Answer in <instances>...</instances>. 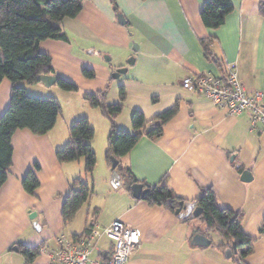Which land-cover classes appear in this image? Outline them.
<instances>
[{
	"label": "crops",
	"instance_id": "obj_1",
	"mask_svg": "<svg viewBox=\"0 0 264 264\" xmlns=\"http://www.w3.org/2000/svg\"><path fill=\"white\" fill-rule=\"evenodd\" d=\"M116 1L119 12L111 0H83L75 17L67 16L60 22L69 41H41L40 50L53 58L52 75L83 83L87 90L82 95L108 86L109 103L119 101V88L125 86L126 104L117 123L130 131L134 110H141L151 120L178 101V113L164 125L162 135L143 136L121 158L123 163L148 185L168 177L174 194L184 200H196L202 188L213 186L219 205L240 211L245 232L257 239L254 252L246 257L247 263L264 264V234L260 233L264 223V126L258 124L251 129L247 113L230 114L206 95L182 85L188 75H223V67L235 63L248 92L260 90L264 94V17L259 12L262 0H232L233 10L215 29L206 27L201 19L206 0ZM119 13L124 14L126 24L118 21ZM208 36L216 38L214 51L218 58L214 60L205 57L200 42ZM75 38L87 43L78 42L77 52L73 50ZM135 40L138 51L132 49ZM89 47L92 55L105 57V63L85 57L83 53ZM132 55H136L132 76L114 78L112 73L117 68L130 66L127 59ZM107 61H111L110 66ZM85 66L95 70L94 78L83 75ZM37 84L52 85L41 80ZM12 86L6 77L0 83V116L10 105ZM78 98L76 109L81 106L85 111ZM92 110L97 121L86 116L95 129L91 143L97 163L89 176L84 172L83 158L60 162L56 156L68 142L69 127L77 118L60 119L61 113L45 134L37 135L28 128L14 133L12 165L0 188V264H55L62 237L73 240L90 224L102 228L118 218L142 232L141 244L129 264H240L232 256H225L220 245L226 240L216 232H209L213 242L209 246L191 243L199 232L196 230H205L201 219H182L169 209L151 206L133 195L124 178L106 161L111 124L100 110L102 117ZM36 164L40 165V185L31 194L22 180ZM117 174L122 186L115 188L112 180ZM78 177L92 183L93 192L75 218L66 223L64 198ZM31 212H36L34 218ZM194 219L201 225H193ZM18 243L41 246L40 254L32 263H26L20 250L13 248ZM110 249L111 241L102 236L92 257L101 258L100 254Z\"/></svg>",
	"mask_w": 264,
	"mask_h": 264
},
{
	"label": "trees",
	"instance_id": "obj_2",
	"mask_svg": "<svg viewBox=\"0 0 264 264\" xmlns=\"http://www.w3.org/2000/svg\"><path fill=\"white\" fill-rule=\"evenodd\" d=\"M82 2L83 0H0V83L5 77L13 82L10 105L0 116V188L6 181L12 165L14 133L18 129L28 128L37 135L45 134L55 126L62 113V105L57 97L32 95L19 81L36 84L40 81V75L55 73L52 56L40 50L39 44L46 39L69 41V34L60 22L67 16L75 17L82 9ZM111 2L119 12L117 1ZM233 8L232 0H206L201 10V19L206 27L218 28L225 23ZM259 12L264 17V0L259 3ZM200 42L207 59L218 58L214 51V36L204 37ZM223 71L226 72V66ZM82 72L87 78L96 76L95 70L89 66H85ZM56 83L67 91L79 89L75 82L61 76L57 77ZM107 96L108 86L95 92H86L83 98L109 120L111 130L107 139L106 161L112 166L113 157L118 159L114 170L124 178L128 188L132 190V185L141 181L121 158L128 154L143 136L156 138L162 135L164 125L178 113L179 102L161 111L151 120H148L141 110H134L131 114L133 130L130 131L120 128L117 123V118L126 104L125 86L119 88L118 102L109 103ZM94 135L95 129L87 116L76 119L69 127L68 142L56 152L58 160L71 162L83 158L85 174L92 175L97 163V154L91 143ZM39 168L40 165L36 164L22 180L24 189L31 194H35L40 185L37 174ZM168 182V177H164L156 185L141 182L148 188L141 198L151 206H162L175 212L180 201L184 199L174 194ZM92 192L93 184L85 178L78 177L73 181L63 202V218L66 223L75 218ZM196 201L202 208L197 218L205 224V230L196 231L207 236L211 231L220 234L226 240L220 245L224 254L226 249L231 248V258L240 264H248L246 257L254 252L257 239L245 232L243 214L220 206L213 186L202 188ZM93 226L88 225L83 233L74 236V240L86 237ZM260 233L264 234V223ZM233 243L236 245V252ZM18 246L26 263H32L40 254L41 246L31 247L22 243H18ZM113 252L114 243L111 241L110 251L101 253L100 257L110 259Z\"/></svg>",
	"mask_w": 264,
	"mask_h": 264
},
{
	"label": "built area",
	"instance_id": "obj_3",
	"mask_svg": "<svg viewBox=\"0 0 264 264\" xmlns=\"http://www.w3.org/2000/svg\"><path fill=\"white\" fill-rule=\"evenodd\" d=\"M182 85L185 89L206 95L230 114L247 113L250 116L251 129L258 124L264 126V105L262 104L264 94L260 90L248 92L235 63L227 64L223 75H188L183 79ZM112 184L115 188L122 186V180L118 174L112 180ZM102 236L114 243V252L110 259L92 257L97 242ZM141 240L140 229L118 218L102 228L93 226L90 233L79 240H67L62 237L60 247L54 256L55 264H129Z\"/></svg>",
	"mask_w": 264,
	"mask_h": 264
},
{
	"label": "rangeland",
	"instance_id": "obj_4",
	"mask_svg": "<svg viewBox=\"0 0 264 264\" xmlns=\"http://www.w3.org/2000/svg\"><path fill=\"white\" fill-rule=\"evenodd\" d=\"M74 41V46H73V50L74 52L76 51V44H85L87 45V43L79 40V39H72ZM136 41V40H135ZM137 43V41H136ZM138 44V43H137ZM139 45V44H138ZM90 48L92 47H89V49H87V51L85 50L84 51V56L87 57L88 59L90 60H100V62L102 63H105L103 62L104 59H106L105 57H100L97 55H92V53H90ZM77 52V51H76ZM135 59H136V55H134ZM129 59H127V63L130 64L128 62ZM111 61H107V65L110 64ZM110 66V65H109ZM136 65H133L130 64V66H124V67H127V71L122 73V77H131L133 72H134V68H135ZM76 67V66H74ZM114 73V72H113ZM112 73V75H113ZM19 84H22L23 86L27 87L28 90H29V93L30 94H35V96H42V97H49V96H55L59 99L61 105H62V108H63V112H62V115L60 116V119L64 118V119H68V118H82L86 115H91V109H93L92 111H95L96 115H98V117H102L99 110L96 109V108H91L88 104H86V102L84 101L83 99V92L87 89H85V85L83 83H80L78 85H80V92H77V91H67V90H64L63 88H61L58 84H52L51 86H41L42 84H28L26 81H19ZM43 94V95H36V94ZM76 97H79L78 101H80L79 103V106L80 105H85L86 107V110L84 111L81 106L76 109L75 107V100H76ZM91 120L92 122H96L97 121V118L94 116V115H91ZM75 120V119H74ZM132 131V129H131ZM91 179V178H90ZM193 225H201V222L198 220V219H194L193 220Z\"/></svg>",
	"mask_w": 264,
	"mask_h": 264
},
{
	"label": "water",
	"instance_id": "obj_5",
	"mask_svg": "<svg viewBox=\"0 0 264 264\" xmlns=\"http://www.w3.org/2000/svg\"><path fill=\"white\" fill-rule=\"evenodd\" d=\"M118 21L121 24H126L127 20L125 19V16L123 13H119L118 14ZM132 49L134 51H138L139 50V45L136 43V41H133L132 44ZM128 62L130 64H133L135 62V57L134 55H132ZM127 71V67H119L117 68L114 73H113V77L114 78H118L122 73ZM40 80L43 81L45 84L47 85H51L53 83H55L57 81V76L52 75V74H46V75H40ZM234 159V157H232V160ZM118 159L113 157V164H112V168L115 169L116 165H117ZM239 166V165H237ZM245 177H243L244 179ZM245 180H248L247 178H245ZM132 191H133V195L137 198L141 197V195H143L144 193H146L148 191V188L144 186L143 183L141 182H136L132 185ZM202 212V208L197 204L196 200L193 201H189V200H182L179 203V206L177 207V209L175 210V213L178 215V217L182 218V219H187V218H195L198 217ZM36 212H31L30 217L34 218L35 217ZM35 225L36 222H35ZM211 239L201 233V232H196L193 235L192 241L191 243L193 245L196 246H209L211 244ZM233 247H234V252H236V245L235 243H233ZM16 251L19 250V246L15 245L13 247ZM233 255V250L231 248L226 249L225 251V256L227 258H230Z\"/></svg>",
	"mask_w": 264,
	"mask_h": 264
}]
</instances>
